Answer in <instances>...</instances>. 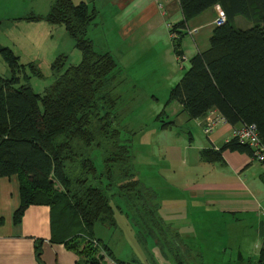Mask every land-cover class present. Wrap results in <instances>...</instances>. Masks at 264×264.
I'll list each match as a JSON object with an SVG mask.
<instances>
[{
  "label": "trees",
  "instance_id": "16d2710c",
  "mask_svg": "<svg viewBox=\"0 0 264 264\" xmlns=\"http://www.w3.org/2000/svg\"><path fill=\"white\" fill-rule=\"evenodd\" d=\"M177 3L181 19L167 26L177 58L183 57L179 41L188 33L189 19L218 5L224 20L212 28L207 48L188 58L187 68L169 88L165 103L177 102L188 119L215 110L231 126L254 124L264 142V0ZM94 16L95 10L85 2L52 0L44 19L64 27L79 52V60L64 67L65 56L56 55L49 65L52 81L41 92L28 83L31 75L42 76L36 65L21 61L11 48L0 45V59L8 70L7 76L0 75V177L17 178L19 203L12 220L19 222L29 204L54 209L70 228L68 236L59 242L75 253L77 264H104V256L111 257L107 244L93 236L96 223L109 227L114 222L110 197L124 199L138 215L155 212L150 205L146 208L148 199L129 198V191L137 187L136 179L119 185L111 179L113 168H119L115 165L129 163L131 154L129 145L120 142L114 125L115 101L109 85L116 64L109 52L96 51L86 35ZM236 16L251 26H234ZM169 123L162 121L160 129ZM224 149L248 152L247 147L230 138L216 150H199V156L218 161ZM147 215L148 219L137 223L141 222L148 233L159 235L163 231L160 221L154 214ZM34 256L37 264H42L39 240L35 241ZM259 258L264 260V250ZM112 260L116 264H141Z\"/></svg>",
  "mask_w": 264,
  "mask_h": 264
},
{
  "label": "rangeland",
  "instance_id": "374dc122",
  "mask_svg": "<svg viewBox=\"0 0 264 264\" xmlns=\"http://www.w3.org/2000/svg\"><path fill=\"white\" fill-rule=\"evenodd\" d=\"M71 1L85 2L89 9L95 10V16L91 25L87 27L86 35L91 39L96 51L109 52L116 64L109 85L110 96L115 101L114 125L119 130L120 142L129 145L131 155L129 163L119 162L115 165L119 168H113L115 171L111 179L118 185L129 179H136L137 187L133 186L129 191V198L144 201L148 199L150 204L146 208L150 205L151 209H155L153 213L144 208L148 210L147 213L140 212L138 215L124 199L112 196L109 202L113 209L114 222L109 227L96 223L93 236L107 244L111 250V259L133 263H141L142 258L150 261L152 252L150 243L147 241V244H144L146 230L141 226V222L139 226L137 220L148 219L147 214L149 217L154 214L162 227H171L176 232H181L184 228L187 230L184 218L187 216L186 208L182 207V201L179 200L184 194L181 183L176 182L179 168L167 157L163 146L158 147L156 144L164 142L165 135L174 132L183 139L187 138V129L178 125L179 115L173 114V109L178 107V104L175 101L165 102L169 88L187 68L188 56L180 60L175 59L173 64H170L172 47L167 31L170 24L168 20L164 25L156 28L152 26L149 29L137 24L124 34L125 24L131 25L134 22L135 16L130 12L111 8L107 0ZM51 2L52 0H0V45L11 48L21 61L36 65L42 76L31 75L28 81L36 92H41L52 81L53 73L49 65L56 55L65 56L64 67L79 60V52L64 27L61 24H51L44 19ZM29 16L40 18L34 20L25 18ZM242 20L243 24L236 22L234 26L242 29L251 26L250 22L244 18ZM179 43L181 49L184 43L191 44L188 34L183 35ZM0 75H8L7 67L1 59ZM158 114L160 116L156 119ZM168 120H172L175 125L170 123V129L161 134L159 124ZM95 161L99 165V160ZM161 214L172 215L175 220L168 221L165 225ZM177 216L183 219H176ZM151 221L153 223V218ZM202 239L199 238V242L202 241L199 244V258L201 259L203 253L204 264H264V260L258 258L257 250L251 248L254 243L253 237L249 242V248L241 252L237 261L234 248L230 250L228 247L226 252L217 251L219 245L225 242L224 231L220 236L208 237L206 234ZM233 239L231 244L234 243L235 247L239 237ZM177 250L180 252L178 255H174L175 252L171 249H158L154 251V255L156 258L159 257L162 260L160 263L163 264H172L171 261L165 260L166 252L172 259L177 256L182 260L178 264H189L187 252L183 253L181 247ZM159 259L155 260L159 262ZM106 262H109L107 258Z\"/></svg>",
  "mask_w": 264,
  "mask_h": 264
},
{
  "label": "crops",
  "instance_id": "0c3cea01",
  "mask_svg": "<svg viewBox=\"0 0 264 264\" xmlns=\"http://www.w3.org/2000/svg\"><path fill=\"white\" fill-rule=\"evenodd\" d=\"M158 2L159 5L156 0H107L111 8L130 12L135 16L131 25L125 24L123 27L124 34L137 24L149 29L152 26L156 28L164 25L167 20L175 23L181 19L177 0ZM215 16L214 7H209L187 21L189 31L187 34L191 44L184 43L183 49L179 48L183 58L184 56L189 58L207 48ZM242 19L236 16L234 23L243 24ZM171 51L170 64H173L178 58L172 48ZM173 110V114L180 117L178 125L187 129L186 141L174 132L175 134L165 135V141L156 145L163 146L167 157L179 168L176 182L181 183L184 194L179 200L182 201V207L186 208L187 216L184 218L187 230L184 228L183 231L176 232L173 228L165 226L159 235L145 231L144 244L149 241L152 252L150 261L142 258L141 264H163L154 253L158 249H171L175 252L174 255H178L180 252L177 249L180 247L183 253L186 251L189 255V264H204L203 253L201 259L199 258V244L202 242L199 241L203 240L206 234L208 237L220 236L222 231L226 239L219 245L218 252H226L228 247L230 250L234 248L237 261L241 252L249 248V242L253 237L254 243L251 248L257 250L259 258L260 251L264 250V216L259 212L260 207L264 206L263 166L251 160L247 153L236 150L220 151L218 161L202 159L199 150L203 148L216 150L229 140L231 125L226 121L220 122L209 135H205L202 126L209 117L208 112L198 118L188 119L179 104ZM169 124L166 128L160 129L161 134L170 129ZM18 203L16 176L0 177V264H37L34 256L36 240L40 241L42 264H77L75 253L59 242L70 232L68 223L60 218L54 209L44 204L27 205L19 222L14 223L12 214ZM161 219L166 222L165 225L168 221L175 220L174 216L168 214H161ZM236 237H239V240L234 247L231 239ZM106 258L109 262H106ZM164 258L172 264L182 262L177 256L172 259L168 252ZM155 259H159V262ZM103 263L116 264L107 255L104 256Z\"/></svg>",
  "mask_w": 264,
  "mask_h": 264
},
{
  "label": "built area",
  "instance_id": "2783aa9c",
  "mask_svg": "<svg viewBox=\"0 0 264 264\" xmlns=\"http://www.w3.org/2000/svg\"><path fill=\"white\" fill-rule=\"evenodd\" d=\"M156 1L159 5L160 3L158 0ZM214 9L216 16L214 18L213 24L219 25L223 22L224 15L218 5H215ZM181 58L183 59V57ZM178 59L180 60V57H178ZM208 113L209 117L202 126V132L205 135H209L217 124L225 121L215 110H209ZM230 138L235 139L239 145H244L247 147V154L249 155V158L258 162L264 168V142L259 139L254 124H238L231 126ZM259 212L264 216V206L260 207Z\"/></svg>",
  "mask_w": 264,
  "mask_h": 264
}]
</instances>
